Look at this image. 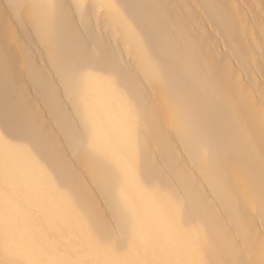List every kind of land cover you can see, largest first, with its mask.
<instances>
[{
	"label": "bare ground",
	"instance_id": "bare-ground-1",
	"mask_svg": "<svg viewBox=\"0 0 264 264\" xmlns=\"http://www.w3.org/2000/svg\"><path fill=\"white\" fill-rule=\"evenodd\" d=\"M0 264H264V0H1Z\"/></svg>",
	"mask_w": 264,
	"mask_h": 264
},
{
	"label": "rangeland",
	"instance_id": "rangeland-1",
	"mask_svg": "<svg viewBox=\"0 0 264 264\" xmlns=\"http://www.w3.org/2000/svg\"><path fill=\"white\" fill-rule=\"evenodd\" d=\"M0 2H1V0H0ZM191 6V5H190ZM3 7V6H2ZM5 7V8H4ZM3 7V9L6 11V6H4ZM190 7L189 6H187V8H186V10L188 9V10H191L193 7L191 6V8L189 9ZM30 37H32V36H30ZM33 50H37V48L35 47ZM31 52H33V51H31Z\"/></svg>",
	"mask_w": 264,
	"mask_h": 264
}]
</instances>
